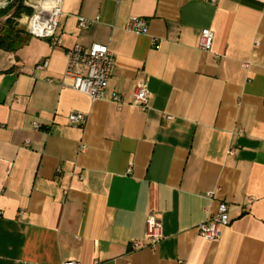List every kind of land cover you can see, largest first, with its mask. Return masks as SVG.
<instances>
[{"label":"crops","instance_id":"1","mask_svg":"<svg viewBox=\"0 0 264 264\" xmlns=\"http://www.w3.org/2000/svg\"><path fill=\"white\" fill-rule=\"evenodd\" d=\"M130 16L145 34L123 29ZM16 27L23 42L0 48V264H264V0H61L54 47ZM93 43L120 106L59 84L66 50ZM219 202L229 223L205 240ZM151 212L162 238L133 249Z\"/></svg>","mask_w":264,"mask_h":264},{"label":"built area","instance_id":"2","mask_svg":"<svg viewBox=\"0 0 264 264\" xmlns=\"http://www.w3.org/2000/svg\"><path fill=\"white\" fill-rule=\"evenodd\" d=\"M215 3L217 0H208ZM48 3L43 7L42 3ZM39 10L32 14L26 25V32L29 35L46 38L51 47L60 45L59 37L55 36L57 18L60 13L61 0H37ZM5 3H0V6ZM80 28H86L90 23L95 22L98 18L90 20L84 17H77ZM43 23L38 28L37 24ZM123 29L133 34H145L148 29V22L145 18L130 16L126 19ZM213 41V31L209 28H202L199 32L197 47L202 51H210ZM153 45L158 47L157 40H153ZM66 65L59 82L62 88H70L86 95L91 101L108 100L117 106L124 104L121 96L117 92L108 93L109 77L112 71V53L107 45L93 43L90 46L75 44L65 52ZM46 66V62L37 64L36 68L40 69ZM246 66V63H243ZM51 81V80H49ZM129 103L138 107L141 111L148 109V88L147 83L139 82L134 87ZM67 121L71 125L82 127L86 123V115L81 112H71L67 116ZM35 128L38 125L34 124ZM28 143H26L27 145ZM85 147L82 146L81 149ZM207 198L212 197L211 192L205 194ZM254 199L249 197V203ZM242 210L246 208L241 207ZM229 206L225 202H219L217 210L196 225L197 234L205 240L215 241L219 239L222 228L229 223ZM146 242L143 245L139 240H132L133 249L142 246L154 250L162 238L161 222L156 214L149 213L146 218ZM26 264H44V263H26ZM60 264H81L78 260L68 259Z\"/></svg>","mask_w":264,"mask_h":264},{"label":"trees","instance_id":"3","mask_svg":"<svg viewBox=\"0 0 264 264\" xmlns=\"http://www.w3.org/2000/svg\"><path fill=\"white\" fill-rule=\"evenodd\" d=\"M31 12L32 10L23 4V0H11L0 8V18H4L0 28V48L15 49L23 42L20 37L23 30L16 27L15 20L22 14L29 15Z\"/></svg>","mask_w":264,"mask_h":264},{"label":"rangeland","instance_id":"4","mask_svg":"<svg viewBox=\"0 0 264 264\" xmlns=\"http://www.w3.org/2000/svg\"><path fill=\"white\" fill-rule=\"evenodd\" d=\"M10 1L11 0H0V3H5V5H7V3ZM23 4L29 7L32 10V12L29 15L22 14L20 18L15 20L16 22L15 25L16 26L20 25L23 29L26 30L28 19L32 14H34L36 11L39 10V4L37 3V0H23ZM3 21H4V18H0V28L3 26Z\"/></svg>","mask_w":264,"mask_h":264},{"label":"bare ground","instance_id":"5","mask_svg":"<svg viewBox=\"0 0 264 264\" xmlns=\"http://www.w3.org/2000/svg\"><path fill=\"white\" fill-rule=\"evenodd\" d=\"M47 4H48V3L44 2V4H42V5H43V7H46ZM42 25H43V23H39V24H37L38 28H40Z\"/></svg>","mask_w":264,"mask_h":264},{"label":"water","instance_id":"6","mask_svg":"<svg viewBox=\"0 0 264 264\" xmlns=\"http://www.w3.org/2000/svg\"><path fill=\"white\" fill-rule=\"evenodd\" d=\"M4 6H5V5H3V6H0V8H1V7H4Z\"/></svg>","mask_w":264,"mask_h":264}]
</instances>
